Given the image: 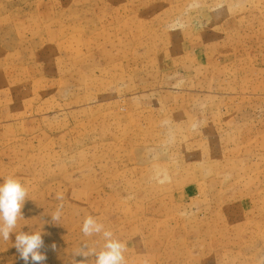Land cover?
Returning a JSON list of instances; mask_svg holds the SVG:
<instances>
[{
	"label": "rangeland",
	"instance_id": "374dc122",
	"mask_svg": "<svg viewBox=\"0 0 264 264\" xmlns=\"http://www.w3.org/2000/svg\"><path fill=\"white\" fill-rule=\"evenodd\" d=\"M9 175L44 264L100 250L88 215L126 264H264V0H0Z\"/></svg>",
	"mask_w": 264,
	"mask_h": 264
},
{
	"label": "clouds",
	"instance_id": "9594fccd",
	"mask_svg": "<svg viewBox=\"0 0 264 264\" xmlns=\"http://www.w3.org/2000/svg\"><path fill=\"white\" fill-rule=\"evenodd\" d=\"M26 198H28V188L19 178L13 175L3 178V182L0 183V238L9 241L10 234L15 232V242L12 246L17 250L20 259L25 264H44L47 257L42 251L44 248L42 230L27 233L15 231L18 220L23 219L22 207ZM57 199L62 200L63 195L58 193ZM62 209L61 204L50 214L53 223L59 224ZM81 232L86 237L101 236L104 243L99 251L90 247L87 242L81 243L74 253L75 256L83 257L78 264H89V257L94 258L91 264H126V243L116 238L113 231L107 229L97 217L86 216ZM51 248L54 250L56 245L52 244Z\"/></svg>",
	"mask_w": 264,
	"mask_h": 264
}]
</instances>
